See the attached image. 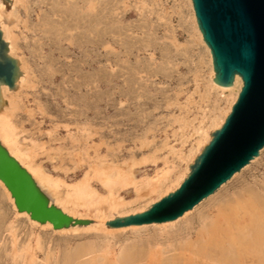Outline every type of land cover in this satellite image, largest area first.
I'll use <instances>...</instances> for the list:
<instances>
[{"label": "rangeland", "instance_id": "1", "mask_svg": "<svg viewBox=\"0 0 264 264\" xmlns=\"http://www.w3.org/2000/svg\"><path fill=\"white\" fill-rule=\"evenodd\" d=\"M37 1L9 0L8 7L2 3L4 16L13 5L19 8V19L13 20L17 36L13 58L20 63L26 82L5 97L12 102L9 121L20 149L31 154L27 161L57 179L59 196L83 174L99 169L111 168L112 174L130 169L128 179L140 183L157 186L163 181L156 194L146 185L140 188L139 195L144 196L128 206L127 215L139 213L152 199L157 201L174 190L176 179L194 158L197 139L231 101L209 85V61L193 32L188 2L106 0L105 36L95 2L93 26L86 16L67 10L58 34L52 33L48 41L31 29L38 26L37 14L54 18L48 9L55 0H45L46 8H36ZM27 12L33 13L31 20ZM89 183L98 197L110 198L99 180L90 178ZM140 183L122 190L115 186V197L134 201L138 195L134 187ZM260 186L264 188V148L211 198L189 211V222L172 225L196 226L201 213L235 193L253 188L264 195ZM0 199V264H131V256L138 248L145 249L140 246L149 235L171 227L57 233L16 215L1 188ZM101 201L99 207L110 214L109 200L107 206ZM90 208V212L79 208L77 217L94 221Z\"/></svg>", "mask_w": 264, "mask_h": 264}, {"label": "bare ground", "instance_id": "2", "mask_svg": "<svg viewBox=\"0 0 264 264\" xmlns=\"http://www.w3.org/2000/svg\"><path fill=\"white\" fill-rule=\"evenodd\" d=\"M18 1L19 0H17V3ZM95 2L100 6V10L98 14L100 15L99 18L101 19V24H102L101 33L103 36H105L106 34L105 13H106V3H107L106 0H55L54 3L48 9V12L54 18H50V17L46 18V16L41 18V16L37 14L35 18L37 20L38 26L34 27L33 30L31 29V32L39 35L42 40L45 39L49 41L50 40L49 38H51L52 33L58 34L60 28L59 23H61L63 19L62 15H64L67 10L71 13L74 12L75 14H78L80 15V17L82 16L83 18L86 16L87 19H85V21H89V23H91L93 26V19L96 15L93 14V10L94 8H97L94 6ZM187 2L190 10V20L193 26V32L195 34L197 41L201 44L202 48L204 49L209 61V65H210L209 85L212 89L217 90L218 92L221 93V95H224V97L231 98L230 99L231 101L228 104L226 110L223 113L221 112L222 114L221 116L219 115L220 117L215 116L211 124L208 127L206 126L208 129H205L201 133L200 137L197 139L196 142L197 149H195L196 151L194 150V152H192L191 156L192 157L194 156V158L191 160V164H188L189 166L193 164L194 160L197 158V156L201 153L203 148L211 140V136L209 135L213 133L215 130H218L224 123V120L229 114L232 105L237 99V96L242 87V82L238 76H235L233 85L231 87H227V88L220 87L213 83L212 79L214 78V72L212 67V59H211L210 51L203 42L202 35L198 30L191 0H187ZM14 3H16V0ZM48 5L49 3L48 4L45 3V0H38L36 3V8H41V7L46 8ZM13 6H14L13 10L10 9L12 10V12L10 11L8 15L4 16L5 13L3 12L2 9L3 4H2V0H0V29L2 32L3 40L8 43L7 44L8 52L11 57H15L13 55V52L15 51L14 47L16 46L17 43V36L14 34V28L16 27L13 20L14 19L16 20L18 18V11H19V8L17 6L15 5ZM62 7H64V9H62ZM71 7H73V9H71ZM32 17H33V13L27 12V18L31 20ZM74 26L75 27L77 26V21L75 22ZM19 70H21L20 63H19ZM21 73H22L21 76H19V78L15 83V86H17L16 90L19 89V87L25 84L26 82L25 73L22 71ZM6 93L15 94V91L9 90L6 86L0 85V98L6 102V106H2L0 111V142L2 146L31 175L36 186L41 191V193H43V195H45V197L49 200L50 204L55 205L57 208L61 209L65 214L75 219L83 218V217L81 218V216L77 217V212L79 208L81 209L84 208L85 212L87 211L90 212L91 210H89V208L93 207L92 214L94 221H92L91 224L87 226H71L67 229L53 230L51 224L49 223L39 224L36 221L31 220L27 213L18 212L15 208L14 200L11 198L9 191L0 181V188L4 193V196L10 201L13 209H15L16 215L20 217H24L29 221L31 225L39 226L42 229L43 228L51 229L53 230V232H57V233L79 232L83 230H95V231L109 230V228H106L105 223L115 218L130 216L127 215L129 214V211H131V207L129 211L127 210L129 209L128 206H130L132 203L136 202L137 200H139V198L144 196V195L142 196L139 195V193H141L140 188L145 189L147 187V189L150 190V193H155L156 191L158 192L162 187L160 184H162L163 181L162 182L160 181L159 182L160 184H157L156 186V184H153L150 181H145V182L142 181L140 183L139 181L136 182L135 180H132L130 178L128 179L126 172L127 170L130 169L127 170L125 169L126 170L125 172L122 173L117 172L115 174H112L111 168H109L111 171H109L108 168H107L108 170L105 169L108 171V173L111 172V174L113 175L110 176L108 173L106 172L104 173L105 171L104 169L102 171V169L100 170L98 168L99 170H96L95 171L96 173L92 171L90 173L86 172L85 174H83V178L80 179L78 182H76L73 186L70 184V190L67 193L63 194V196H59L57 192V188H58L57 179L56 181L53 180V178L45 174V172L40 168L39 165L27 161V159L30 158L29 156L31 154H27L28 152L27 153L26 151L23 152L20 149V146L17 141V135L9 121L12 102L10 101L9 98L5 97ZM212 128H214V130ZM210 129H212L213 131L209 134L208 132ZM191 151L193 150H190V154ZM193 153H195V155H193ZM100 166L102 165H99L98 167ZM188 166L185 169V172L176 179L175 186L173 188L174 190H176L180 186L182 181L189 174ZM124 173H126V176L124 175ZM90 178H96L97 180H99L101 182L102 187L107 189V194L108 196H110V198H106L107 199L106 200L105 199L106 196L105 197L103 196L104 199L98 197L96 195V192H94L90 186L89 183ZM164 179L165 177L162 180ZM153 180H155V178H153ZM137 183L138 184L140 183L141 185L134 187L135 192L138 193V195L136 194V198L134 201L132 202L127 201L126 203L125 200L124 201L120 200L121 197L119 196L115 197L118 193V190H122L123 188L131 184H132L131 186L137 185ZM64 186H66L65 183ZM67 186L69 185L67 184ZM115 186H118V190H114ZM245 190L246 192L241 194L235 193L233 197L232 196L230 197V195H228L230 198L228 199L226 198L225 201L223 200L222 202L219 201L218 203L216 202L217 204H215L214 207L208 211V213L206 212L203 214L201 213V216H199L198 220H196L195 223L196 226H192L190 228L179 229V227L181 226L177 228V225H172L176 222H178L177 224H181L182 222L187 223L188 220L186 218L190 212H186L183 214L182 217L172 222L153 224V225L130 226L121 229H113V230H126V229L139 230L142 228H147V227L149 228L150 226L151 227L166 226L170 224L171 227H169L170 228L169 230L166 229L167 230L166 231L161 229L163 233L159 232L158 230L159 234L151 238L149 235L147 240L144 241L146 244L143 243L140 246V247L144 246L145 249L142 248L140 249L137 247L138 248L137 250L136 248L137 251L135 255H132L130 258L131 264H264V195L253 188H249ZM262 190L264 191L263 187ZM159 195H157L156 198H158ZM161 198H159L157 201L154 202H152L153 201L152 199L151 202H149L148 204L142 207V211L140 212L137 211L139 213H135L136 211L135 212L132 211L133 213L132 215L145 212L153 204L158 202ZM101 200H105L104 205H106L107 204L106 201L109 200V205L107 209H108V213L110 214L105 215L106 213L99 207L100 204H102ZM65 204L66 205L69 204L71 208L67 209L65 207L66 206ZM195 208L193 210H195ZM212 211H215V213L214 215L211 216L210 214L212 213ZM2 214L3 213H1L0 219L2 217ZM85 214L86 213H84L82 216L85 217ZM9 231L10 230H8V232ZM139 238L138 240L142 239V237L140 239ZM84 248L89 249V247L87 248V246ZM124 251L126 250L124 249ZM88 254L91 253H85V255Z\"/></svg>", "mask_w": 264, "mask_h": 264}, {"label": "water", "instance_id": "3", "mask_svg": "<svg viewBox=\"0 0 264 264\" xmlns=\"http://www.w3.org/2000/svg\"><path fill=\"white\" fill-rule=\"evenodd\" d=\"M8 7L10 2L2 0ZM196 24L210 51L213 83L231 87L235 76L242 87L222 126L189 165V174L173 192L140 214L115 218L106 228L121 229L172 222L213 196L264 148V0H191ZM0 31V85L15 91L21 76ZM6 102L0 98L1 107ZM0 181L18 212L53 230L87 226L92 221L65 214L41 193L31 175L0 142Z\"/></svg>", "mask_w": 264, "mask_h": 264}]
</instances>
